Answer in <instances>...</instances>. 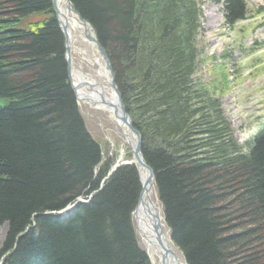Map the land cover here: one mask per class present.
Segmentation results:
<instances>
[{"label": "trees", "instance_id": "16d2710c", "mask_svg": "<svg viewBox=\"0 0 264 264\" xmlns=\"http://www.w3.org/2000/svg\"><path fill=\"white\" fill-rule=\"evenodd\" d=\"M70 1L109 57L171 243L188 264H264V120L238 141L218 98L230 88L223 67L209 82L193 76L202 0ZM224 11L233 29L256 16L253 30L264 26L245 0ZM31 13L47 16L13 28ZM0 98V264H152L133 228L135 165L100 188L110 163L69 84L51 0H0ZM89 194L66 217L43 214Z\"/></svg>", "mask_w": 264, "mask_h": 264}, {"label": "rangeland", "instance_id": "374dc122", "mask_svg": "<svg viewBox=\"0 0 264 264\" xmlns=\"http://www.w3.org/2000/svg\"><path fill=\"white\" fill-rule=\"evenodd\" d=\"M224 1L202 0L200 16L202 27L198 40L201 44L203 61L193 76L209 82L214 76L212 67L217 64L223 67L230 88L225 94L218 95L219 102L236 139L244 142L255 131L259 122L264 120V27L253 30V27L262 21L263 16L239 21L233 29L227 26L224 20ZM245 2L249 12L254 13L259 9L264 13V0H245ZM45 16L47 15L28 14L21 17L13 28L28 29L30 23L39 21ZM81 32L82 28H79L76 34L80 36L75 41L77 47L84 50L87 61H84L77 52H73L76 59L75 67H80V70L87 73L90 79L104 81V78L98 74L99 66L95 62L100 61L98 60L99 55L89 42L83 40ZM105 88L111 92L107 84ZM211 96L215 97V94ZM5 101L6 99L0 98V104H4ZM78 107L87 130L101 148L102 160H108L110 165L130 160V148L112 115L109 112L95 109L88 103L78 102ZM4 224L6 222L0 226V247L6 233ZM134 229L138 244L143 248V238L136 230L135 224ZM170 244L172 245L171 240ZM174 250L179 259L185 263L175 247Z\"/></svg>", "mask_w": 264, "mask_h": 264}, {"label": "water", "instance_id": "95a60500", "mask_svg": "<svg viewBox=\"0 0 264 264\" xmlns=\"http://www.w3.org/2000/svg\"><path fill=\"white\" fill-rule=\"evenodd\" d=\"M53 7H54V11H55V16H56V20L57 23L63 33L64 36V48H65V60H66V65H67V77H68V81L69 84L72 88V90L75 93V97H76V101L78 102L79 100L77 99L76 96V90L79 88H88L91 92H96L99 95V103L103 104L104 106H111L112 107V113L114 115V118L116 120V123L119 127V129L121 130L122 134L124 135L125 139H126V143L130 148L131 151V155H132V160L129 162H120V163H115L113 166H111V168L109 169V171L107 172L106 176L104 177V179L102 180L105 181L111 174L112 172L119 167L122 164H135L137 171L139 173V178L141 181V176H140V167L145 166L146 169L149 172V175L152 177L153 181H154V175H153V171L151 169V167L149 165H147V163L144 160L143 154L141 152V135L140 132L134 127L132 119L129 115V113L127 112L121 94L119 92V89L115 83L114 80V74H113V70L110 64V60L109 57L107 55V53L105 52V50L103 49V47L100 45L99 41L97 40V37L95 35V32L93 30L92 25L85 19H83L81 17V15L73 8L70 0H65V6H66V15H63V13H60L57 7V0H51ZM71 14H73V17L75 15V19L76 21L81 25L82 28V32H81V37L83 38V40H86L90 43V45H92L96 51V53L99 55L100 60L103 63V71L105 73V79L106 76L109 78L108 80L106 79V83L109 85L110 91L113 92V94L116 97V102L114 104H112L111 102H109V100H107V97L105 95V91L104 88H102V86L100 85V82H94L91 83L89 81H85V82H80L77 84H73L71 81V72H72V67H71V62H70V42L71 39L69 37V28L74 27V25L71 23ZM60 16H62V19L60 18ZM87 102L92 105L93 107H96V102L93 101L90 98L86 99ZM125 131V132H123ZM146 187L143 183H141V190L139 193V198H138V202L137 205L135 206L132 215L133 217H135V211L136 208L142 203V196L144 194ZM83 197L79 196L77 197L74 202L72 204L67 205L64 209L58 211V213H62L65 211L71 212L75 206L79 203L83 201ZM146 207V205H144ZM48 213H54V212H48ZM148 214L150 215V218H153V224H152V233L154 234V238L157 242V245L160 248L159 253H161V257H160V264H168L169 262V255H173V257L177 260L176 258V254L175 252L169 247L168 243L166 241L162 240V234L160 231V217L159 215H157L156 213H154L151 210H148ZM36 214H34L33 216H35ZM4 227H6V224L3 225ZM30 226H27V228L25 229V231H23L20 234H23L26 232V230H28ZM177 264H180L179 262H177Z\"/></svg>", "mask_w": 264, "mask_h": 264}, {"label": "bare ground", "instance_id": "6f19581e", "mask_svg": "<svg viewBox=\"0 0 264 264\" xmlns=\"http://www.w3.org/2000/svg\"><path fill=\"white\" fill-rule=\"evenodd\" d=\"M65 4H66L65 0H57L58 10L60 13H63V15H66V12H67ZM60 18L62 19V16H60ZM71 20H72L71 23L74 25V27L69 28V37L71 39V42H70V62H71V67H72L71 81L73 84H77L80 82H85V81L87 82L89 80L88 77H90V76L87 73L82 72L80 70V67L79 68L75 67V60L76 59L72 53L77 52L84 61H87V55L85 54L83 49L77 47L76 41H75L77 39V37L80 36V35H77L76 32L79 31V28H81V25L76 21L75 15L73 17V14H71ZM95 62L99 66L98 74L102 78H104V81L101 82L100 85L102 86V88H105V84H106L105 81H106V79L108 80L109 78L106 76V79H105V73L102 69L103 67H102L101 63H99L100 61L98 62L96 60ZM91 80H94V79H91ZM94 81H96V80H94ZM104 91H105V95L107 97V100H109V102L114 104L116 102V97L113 94V92H108L107 88H105ZM74 95H75V93H74ZM76 96H77V99L79 100L78 102H80V103L81 102H87V100H86L87 98H90L93 101H95L96 107H94V108L100 109L106 113L109 112V114L112 115V117L116 123V120H115L114 115L112 113V107L111 106H104L103 104L99 103V95L96 92H91L90 90L88 91L84 87V88H79L76 90ZM75 99H76V97H75ZM116 125H117V123H116ZM120 132H121V130H120ZM123 132H125V131H123ZM123 137H124V135H123ZM124 139H125V137H124ZM125 141H126V139H125ZM152 171H153V169H152ZM139 172H140V176L142 179V182L140 181V183H143L145 185L146 189H145L144 194L142 196V203L136 208L135 217H133V215H132V222L134 221V224L136 226V230L138 231L140 236L143 238V245H142L143 248L142 249L146 250V252L149 255L153 264H160V257H161V255H160L161 253H159L160 248L157 245V242L154 238V234L152 233V224H153L152 220H153V218L151 219L150 215L148 214V210H151L154 213H156L157 215H159V217H160V231L162 234V236H161L162 240L166 241L168 243L169 247L176 254L177 260L173 257V255H169L170 259H169L168 264H177V262H179L180 264H187L185 261H184L185 263H183L182 260L179 259L176 251L174 250V247H173L174 245L170 244V237L168 236V232H167L168 228H167L166 223L164 221L162 206H160V203H159L160 201L157 197V193H156V189H155V183H154L152 177L149 175V172L145 166L140 167ZM153 175H154V173H153ZM140 190H141V188H140ZM138 198H139V196H138ZM144 205H146V207ZM134 224H133V228H134ZM134 232H135V229H134Z\"/></svg>", "mask_w": 264, "mask_h": 264}]
</instances>
